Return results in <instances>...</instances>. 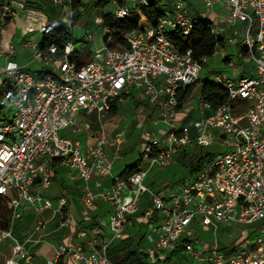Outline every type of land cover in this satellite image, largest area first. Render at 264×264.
Returning <instances> with one entry per match:
<instances>
[{
  "label": "built area",
  "instance_id": "obj_1",
  "mask_svg": "<svg viewBox=\"0 0 264 264\" xmlns=\"http://www.w3.org/2000/svg\"><path fill=\"white\" fill-rule=\"evenodd\" d=\"M122 1L112 0L113 10L95 17L96 25L106 33L105 14L123 18L133 13L131 7L138 10L139 4L147 3ZM201 2L210 10L224 12L219 19L207 15L209 25L216 39L239 44V58L253 64L254 72L239 75L231 54H225L230 73L213 70L211 76L227 92V101L214 108L199 96V118L184 123L178 118L182 111L178 95L202 81L203 70L192 50L180 52L169 37L172 31L187 37L200 21L191 14L187 0H162L165 13L156 23L142 15L140 27L124 33L126 46L109 47L104 41L93 57L81 64L72 59L76 52L73 40L63 47L53 43L45 49L33 43L34 60L44 66L58 65L57 74L35 72L11 59L6 61L0 69V83L9 82L12 98L11 115L0 119V198L6 200L12 216L9 228L0 227V245L10 244L4 264L33 263L32 248L49 234V221L42 218L47 210L54 216L61 215L59 228L68 238L56 246L47 264H114L108 250L114 241L128 235L134 220L148 224L140 235L149 244L144 249L149 264L179 252H187L194 264H264V0ZM18 16L14 1L0 0V25ZM58 24V19L55 23H38L42 33ZM26 31H34V25H28ZM237 35L242 37L241 45ZM87 39H93V34L88 33ZM220 48L225 46L219 45L214 54ZM8 51L13 55L15 46L10 45ZM132 90L158 107L155 124L160 126L163 121L160 127L166 131L160 135L146 133L148 142L141 156L147 164L122 177L111 172L112 162L105 147L107 133L83 149L64 131L77 130L75 118L81 110L104 118L112 102ZM192 128L196 129L194 134ZM121 136L122 132L116 133L117 144ZM218 140L224 142L223 153L207 158L201 169L183 183L156 192L146 183L150 169L171 164L180 149L193 143L203 148ZM56 159L69 165L76 172L74 177L85 181L96 173L111 175L109 189L95 193L87 185L82 198L87 213L101 203L108 206L109 220H76L71 210H65V195L55 204L45 194L52 184V163ZM97 185L103 187V182ZM27 211L40 218L22 241L13 226ZM257 221L261 226L255 234L247 235L233 250H226L217 241L203 243L195 237L197 224L216 231L221 223L251 225Z\"/></svg>",
  "mask_w": 264,
  "mask_h": 264
},
{
  "label": "crops",
  "instance_id": "obj_2",
  "mask_svg": "<svg viewBox=\"0 0 264 264\" xmlns=\"http://www.w3.org/2000/svg\"><path fill=\"white\" fill-rule=\"evenodd\" d=\"M12 1L15 2L16 7L18 8L19 16L8 23L7 31L2 34L3 38L0 39V69L3 68V65L6 63L7 60L11 59L28 69H31L30 67L33 64L35 65V63H38L39 68L36 70L31 69L32 71L49 72L46 70V67L48 65L44 66L42 63L34 60V53H33L34 49L32 45L33 43L39 45L43 39V33L41 32L38 23L42 25L48 23H55L57 19L60 21L61 27L65 28L66 30H71L72 36L70 40H73L75 42V48H76L75 55L78 56L83 61L90 60L93 57L92 53L95 52V49L92 47L88 49L87 47V45H89L90 41H92L93 39H90L89 41V39H87L86 36L87 34L85 35V32L84 33L81 32V29L84 28L83 25L80 23L86 17V14L91 12V10H88L86 8V5L82 8L83 10L82 17L77 21V23L72 25L71 21L68 20V13L65 14L62 18L56 17V15H53L52 18L51 16L47 15L41 10L33 9L34 7L35 8L37 7L43 10H45L46 8H48V10L49 9L51 10L50 7L52 4L58 6L61 3L55 4L52 0H12ZM82 1L86 4L88 2L87 0H82ZM62 4L69 5L67 2H64ZM104 11L105 9L103 8L101 14H97L96 16L102 15ZM28 17H30L31 19H28ZM35 21L38 23H35ZM30 24L34 25V31L28 33L26 31V27ZM83 24L86 25L87 23L84 22ZM220 24L224 25L223 21H220ZM78 29L81 35L79 34V36L75 38L74 30L78 31ZM86 33H90V31L87 30ZM105 33H106L105 30L102 29L100 34L103 42H104ZM10 45L15 46V52L13 55H9L8 49ZM228 45L229 44L226 43L225 47ZM236 45L239 44L236 43ZM50 65H55L56 67H58V65L56 64H50ZM1 88H2V83H0V90ZM127 102H129L128 105ZM126 106H128L131 110L135 111V113L138 114V118L133 120L132 125H128L127 128L117 130L118 124L114 116L119 114L121 109L124 110ZM118 108H119L118 113L115 115H109L110 120H107L105 122H102V119H99L98 117H97V121L94 122L92 118L86 119L84 116L78 114L75 118L76 119L75 126H77V123L78 124L80 123V126H78L77 128L74 127L77 130L75 131L74 129H67L64 131V134L69 136L70 132L79 133L85 130V133L83 134L82 138L76 140V142H78L83 149L88 148L90 145L96 144L99 138L101 137V135L103 133H107L108 139L106 141L105 147L108 157L112 162L111 172L113 175L121 174V172L125 169V167L128 164L134 163L137 159L140 158V156L142 155L141 148L142 147L144 148L145 144L148 142L146 138L147 132L152 133V135H160L166 131V129H162V127L155 124V119L158 116V107L155 104L150 103L144 96L139 95L135 90H132L130 94L122 95L119 98ZM191 112L192 111L190 110H187L185 112L182 110L178 115V118L181 119L179 121L181 123H184L188 119H193L194 117L190 116ZM195 118H199V113ZM81 123H83V126H81L82 125ZM87 124H89L90 126L88 127ZM138 129L141 130V134L137 139L138 140L143 139V141H127L135 138L136 131ZM115 131H117L116 133L122 132V134L124 135L127 134L124 141L122 140L120 141V144H117L116 141L113 140L115 139L116 136V134H114ZM193 145L198 146V148L202 149V147H200L196 143L191 144L189 147L192 148ZM122 149L125 151L126 154L129 152L130 154H127L123 158H121L120 151ZM136 151H138V155H136ZM179 157L175 158L174 161L177 162L179 160ZM145 165H146V161L142 160L140 164V168ZM119 168H121V170H119ZM52 170H53L52 184L48 189L45 190V194L51 199H53L55 204L60 196L65 195L68 198V204L66 206L67 209L66 208L65 209L71 210L76 220L85 221L86 223H90V222L94 223L97 221L99 217H104L101 215V212H99V209L105 207V204L101 203L100 205H96L93 208V212L95 213L91 215L89 214L91 211H89V213L85 211L81 199L79 203L77 202L76 199L77 196H75V194L82 193V195H84V190L87 185L95 193L99 192L101 189H109L112 183V177L110 174L96 173L91 179L85 181L84 179L78 176L74 177L76 175V172L69 165L65 164L60 159H56L53 161ZM189 175H186L181 183H183L187 178V176ZM100 180L103 182V187H98L97 185L98 181ZM154 182L151 183L146 182V183L150 185V187H152ZM167 186L163 187V184H159V187L155 189L154 192L164 189ZM49 194H51L52 196H50ZM81 198H83V196ZM108 210L109 208H107V211ZM79 213L85 214L86 217H84L83 219L79 218ZM24 214L27 215L26 216L24 215L22 219L17 220L13 226L14 234L22 241L27 238L28 234L34 229V226L36 225L37 221L40 218V216L34 212L27 211ZM42 218L49 221L48 229H47V232L49 234L45 237L46 239L44 242L35 245L32 248V250L35 255L34 260L38 259L39 264H47V259L54 256L56 246L61 242L67 241L68 238H67V233L64 231V229L59 228V222L61 220L60 214L54 216L52 210H47L43 213ZM132 226H134V223L130 225L129 230ZM9 253H10L9 242H5L4 244H1L0 264H4L3 259L7 255H9Z\"/></svg>",
  "mask_w": 264,
  "mask_h": 264
},
{
  "label": "rangeland",
  "instance_id": "obj_3",
  "mask_svg": "<svg viewBox=\"0 0 264 264\" xmlns=\"http://www.w3.org/2000/svg\"><path fill=\"white\" fill-rule=\"evenodd\" d=\"M86 8L88 10H91L90 13L86 14V17L81 21L80 24L83 25V28L81 29V32H85V35L88 34L86 33L87 30L90 31L91 34H93V40L90 41V44L87 45L88 49L89 48H94L95 50L97 48H100L103 46V40L101 37V30L103 29L102 26H97L95 23V17L97 14H101L103 11V7L100 5H96V3L99 0H87ZM85 6V5H84ZM187 6L188 9L190 10L191 14L194 16H207L210 15L213 19L216 17L218 18L219 15L220 17L223 18L225 16L224 12L219 10L218 8H215L213 10H210L207 8L201 0H187ZM51 10L49 11L50 14L56 15V17L62 18L65 14L69 13V5L66 4H60L59 6L52 4L51 5ZM114 5L112 3V0H109L107 5L104 7L105 10H113ZM42 15V14H41ZM43 17V16H42ZM216 18V19H217ZM219 19V18H218ZM69 21H71V18H68ZM86 22L87 26L83 24ZM143 22L146 23V20ZM8 23L7 24H1L0 25V39L3 38L2 34L7 31ZM74 37H78L80 32L79 29L78 31L74 30ZM81 35V34H80ZM87 36V35H86ZM237 37L236 40L240 42L241 45V36H235ZM4 40V39H3ZM81 42V41H78ZM239 51H240V46L236 44L228 45L226 46L223 50L220 48L216 54H214L212 57L208 58L207 60L204 61L203 65V70L201 73V78L204 80V76H208L209 79H212V72L213 70H222L223 72L230 73L231 69L226 66V63L224 62V56L225 54H231V59L232 61L238 66V74L241 76L251 74L254 72V67L253 64H248L247 62L244 61V59L239 58ZM93 55L95 54L94 52L92 53ZM88 57V56H87ZM38 63L33 64L30 68L33 70H36L39 68ZM46 70L49 72H53L55 74L58 73V67L55 65H48L46 67ZM202 81H198L196 83L195 89L192 91L191 95L187 98L186 102L183 104L182 110L185 112L187 110L192 111L190 116L191 117H196L198 114L197 107L200 104L199 96H200V86H201ZM129 102H127V105ZM10 102L7 101L4 105V113L6 116L11 115L10 112ZM205 112H208L205 110ZM78 114L84 116L86 119L91 118L92 114H88L85 110H81ZM115 120L118 124L117 130H121L123 128H127L128 125H132L133 120L138 118V114L135 113V111L131 110L128 106L125 107V109H121L119 114L115 115ZM190 117V118H191ZM107 120H110V116L106 115L104 118H102V122H105ZM83 126V123H81ZM163 125V121L160 123V126ZM80 126V123H77L76 128ZM150 129V128H149ZM148 129V130H149ZM151 130V129H150ZM196 129L192 128L191 132L194 134ZM117 131H115L114 134H116ZM85 133V130L79 133H69V136L74 140H78L79 138H82L83 134ZM141 134V130L138 129L136 131V136L134 139H130L127 141H143V139H137L139 138ZM127 135V134H126ZM126 135L122 134L121 140L124 141ZM115 136V135H114ZM114 138V137H113ZM114 140V139H113ZM145 141V139H144ZM225 149L224 147V142L221 140L216 141L214 144L210 146H206L201 148H198V146H194L192 148H187V149H180L178 153L176 154L175 158L179 157V160L177 162L173 161V164H169L166 166H154L153 168L150 169L148 178L146 179L147 183L154 182L152 185V190L154 191L159 187V184H163V187L168 186L166 188H172L175 187L177 184H180L184 177L186 175L190 174V164L193 162L195 165L199 164L200 157L205 154V153H210L211 156L209 155L207 158L210 157H215L218 154L223 153V150ZM139 150V149H138ZM143 152V147L141 148V154ZM121 153V158H123L125 155L130 154L125 153V151L122 149L120 151ZM136 155H138V151H136ZM184 155H186L184 157ZM187 163V164H186ZM147 164V163H146ZM121 170V168H119ZM191 175V174H190ZM165 184V185H164ZM52 196L51 194H49ZM77 196V202H80V199L82 200V193L75 194ZM108 206L103 207L102 209H99V212H101V215L105 217L106 220H109V212L107 211ZM89 213V212H88ZM95 212H93V209H91V212L89 214L93 215ZM25 216L27 214H24ZM23 215V216H24ZM86 217L85 214L79 213V218L83 219ZM134 226H132L128 232V236L131 237L129 240L130 243H132L133 249H136L138 251V254H141L144 252V249L147 248L149 245L147 240L145 238H141L142 236L140 235L141 232L145 231L146 228L148 227L147 223H140L137 220L133 221ZM261 226V221H257L251 225H244V224H235V223H221L216 231H214L212 228L208 227H203L200 225H194L195 229V237L200 239L201 242L203 243H210L213 244L215 241L218 242V244L221 247H224L226 250H233L247 235H254L257 229ZM121 242V239L116 240L112 243L110 246V249L117 245L118 243ZM117 257H111L113 260L114 264H122L120 261L116 259ZM33 264H39L38 259H35L33 261ZM169 264H194L193 260L191 259L190 255L187 252H179L171 258L169 261Z\"/></svg>",
  "mask_w": 264,
  "mask_h": 264
},
{
  "label": "trees",
  "instance_id": "obj_4",
  "mask_svg": "<svg viewBox=\"0 0 264 264\" xmlns=\"http://www.w3.org/2000/svg\"><path fill=\"white\" fill-rule=\"evenodd\" d=\"M146 4H139L138 10H135L134 7L133 13L131 15L125 16L123 18H118L112 14L104 15V28H108L109 32L105 33L104 41L109 47H123L126 46L125 39L123 37L124 33L128 30L136 29L140 27V21L142 15L151 23H156L157 19L164 15L165 5L162 3V0H146ZM109 0H99L96 5L105 7ZM123 4L122 0H119ZM71 7V24L74 25L82 17V8L86 3L82 0H71L68 3ZM59 6V5H58ZM36 10H41L47 15L53 18V15L49 13L48 8L45 10L39 8H33ZM200 21L194 25L191 30V33L184 37L179 34L177 31L169 32V37L174 43L175 47L180 52H186L192 50V55L194 59L200 61L202 64L205 59L212 57L218 48L219 45H226L224 38L216 39L206 16H198ZM111 35V38H109ZM72 32L71 30H66L61 27L60 24L56 25L53 29L43 33V39L39 46L43 49L47 48L51 44H58L60 47H63L67 41L71 39ZM78 64H81L85 61L81 60L78 56L75 55V52L72 55ZM200 86V96L203 100L211 103L212 107H217L218 105L224 103L228 99V94L223 90L219 85H217L212 79L206 75L203 78ZM197 84L190 85L182 89L178 95L179 108L183 107V104L186 102L187 98L191 95L192 91L195 89ZM12 90L11 85L7 80H4L2 83V88L0 90V119H4L6 114L4 113V105L7 101H11ZM119 98L115 99L112 102L111 108L108 111V115H115L118 113ZM92 120L97 121V116L92 114ZM211 156L210 153H205L200 157L199 164L195 165L193 162L190 164V174H194L199 171L206 160V157ZM186 155H184L185 157ZM186 158V157H185ZM143 157L140 156L134 163L128 164L125 169L121 172L122 177H128L140 169L141 161ZM187 164V163H186ZM67 209V208H66ZM65 209V210H66ZM12 211L7 207L6 200L0 198V227L7 229L10 226ZM131 239L130 236H125L121 239V242L109 248L108 253L110 257H117L116 259L122 264H149L148 255L145 252L138 254L136 249H133L132 243L129 242ZM5 258L3 259L4 263ZM171 258H168L165 261H157L155 264H169Z\"/></svg>",
  "mask_w": 264,
  "mask_h": 264
}]
</instances>
